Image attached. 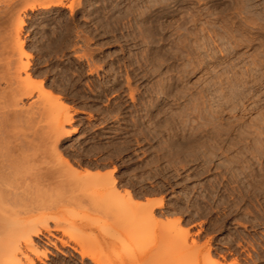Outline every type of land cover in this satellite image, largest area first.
<instances>
[{"label":"rangeland","instance_id":"1","mask_svg":"<svg viewBox=\"0 0 264 264\" xmlns=\"http://www.w3.org/2000/svg\"><path fill=\"white\" fill-rule=\"evenodd\" d=\"M41 82L76 110L71 125L60 105L47 108ZM17 105L34 114L32 132L48 134V144L36 136L24 149L32 166H48V213L29 219L51 230L27 252L35 264H94L113 251L122 264H264V0H0V119ZM59 114L60 131L78 133L58 151L78 169H116L120 191L156 201V222L145 207H107L113 197L98 179L83 178L94 184L84 192L66 174L49 138ZM24 115L0 155L19 142ZM25 166L19 194L36 172ZM73 195L82 207L58 204ZM9 208L0 204V219ZM173 216L189 228L186 244L172 239L182 228Z\"/></svg>","mask_w":264,"mask_h":264},{"label":"bare ground","instance_id":"2","mask_svg":"<svg viewBox=\"0 0 264 264\" xmlns=\"http://www.w3.org/2000/svg\"><path fill=\"white\" fill-rule=\"evenodd\" d=\"M52 5L60 6V7L64 6L63 2L53 3ZM36 6L37 5H32V6H30V9L34 10L36 8ZM39 7L43 8V9H47L49 7V5L48 4L47 5L39 4ZM69 9H70L71 13L74 12L71 7ZM25 25H26L25 20L21 19L18 23V26H17L18 36L23 31V28ZM16 43H17V48H18L19 52L21 54H24L25 53V42L21 41L18 38V41H16ZM20 64H21L20 65L21 67L19 66L20 68L18 69V71L22 70L26 73L28 83L33 82L35 79L33 78L32 74H30L27 71L30 63L20 61ZM40 91L43 94V97L45 99L46 104L47 103H50V104L53 103L55 105H60L63 108V110H64L63 114L64 115L66 114V117H65L66 118V120H65L66 124L65 125L66 126L71 125L73 123V115H74L73 113L76 110L73 113H71V111L74 110V109L72 110V106H70L68 103L63 102L59 95H57L52 90L46 88L44 86L43 82L40 83ZM24 95H26V97H23V98H29V99L32 98L31 92H28V93L26 92ZM18 98H19L18 101H20L22 99L21 97H18ZM16 107H17L16 110H18L23 115H24V113H26L27 116L31 115V114L28 115L26 109H25L26 110V112H25L24 108H19L18 105ZM47 108H48V104H47ZM46 111H48V110H45V112ZM45 112H44V114L47 113V112L46 113ZM20 113H17L16 111L14 113H7L6 115L4 114V116L0 119V139L4 140L6 142L7 140H9V138L12 137V135H14L13 133L15 131L13 132V129L11 131V129H9L10 128L9 126H11L12 123L21 119V117H23L22 114H20ZM37 114H38V112H37ZM33 115L34 114L32 113V115L30 117H28L27 120H25V121H27L25 123L26 124L25 130L27 127L29 133H27V130H26V132H25V130L21 131V134H19L17 136V137H19L21 135L20 136L21 138L20 137L17 138V141H19V142H17L16 146H11L10 148L7 147L6 151L0 155V191L3 192L2 196L0 195V197H2L1 199H3L2 201L0 200L1 201L0 204L3 202L4 204H7L8 206H10V208L8 209L10 211L7 210L8 211L7 213L10 215V217H9V215L4 214V216H7V217H3L0 219V264H35V260L30 258V256L27 254V252H34L35 250H37L39 248L40 245L38 242H36V238H39L40 236L44 235L45 232H47V233L51 232L50 228H48L47 223L44 224L43 225L44 227L41 229L38 227V225H35L34 222L31 224L32 221L31 220L29 221V219H31L33 213L36 211H39V212L41 211V213L43 212L44 214L48 213V197H47L48 196L47 195L48 194L47 193L48 192V166H46L45 165L46 163H44V165H45L44 168H42V167L35 168L34 166H32L33 163H32V160L30 158L32 156L28 157L27 155H25L26 153L24 151L25 146L32 143L34 141V139H36L35 137L36 136L38 137V135H39V134L36 135L37 133L31 131V130H33L31 127L33 126V123L35 122ZM24 117H26V116L24 115ZM59 118H60V114L57 115V117L53 118L52 124H51V132L49 133L50 134L49 138H50V140H52V138L55 137L53 140V143H56V144H54V149L58 153V154H56V156L59 155L61 157V159H62L61 166L64 167L63 169H65V172L67 171L66 174L68 173L71 176H75V178H77V180L79 179L80 182L83 181L82 180L83 178H89V179H91V181L98 179L99 183H100L99 185H100L101 191L109 190L111 192L112 197H113L111 204L107 207H112L111 209L116 208L118 210L145 207L149 210V218L154 219V221L156 222L157 219L153 213L155 202L149 201L146 204H141L140 201L137 202L136 197L134 196V194H132V192L130 190H125V192H121L120 189L118 188L117 179L113 177L116 169H113L112 171H106V172H101L100 170H92L89 168H83V169L79 168L78 169L72 164V162H70L66 157H64L62 153H60V150L58 151L57 143L60 141V139L62 137H70L71 135L78 133V130L76 128H74L72 131H67V132L62 133L61 132L62 126L60 125L61 131H60L59 126H58L60 124ZM35 119H36V117H35ZM41 130H43V129H41ZM42 135H40L41 137L39 136L38 138L43 139L44 143L47 141V144H48V134L46 133V131H45V135H43V136ZM18 139H20V140H18ZM32 158H34V157H32ZM61 159H59V161ZM33 161H35V160H33ZM20 164L22 166H23V164H24V166L26 164H29L30 165L29 168L32 166L33 168H35V171H36L35 173L33 171H31V173L33 172V176L31 175V177H30L31 179H29V181L31 180L30 182H28V183H30V185L27 183V186L28 185L31 186V184L34 183L35 187L32 188L34 185H32L31 187L28 186L27 187L28 189L25 188L26 191L25 192L23 191L24 193H21V194H19L16 191V186H15L16 181H17L16 177L18 176V173H20V171H19L20 167H22ZM32 167H31V169H32ZM23 168L26 170V166ZM21 171L24 172V170H21ZM28 171H29V169L26 170V173ZM26 173H24V175ZM21 176H22V174H21ZM24 177H26V176H24ZM50 177H52V176H50ZM22 182H24V181H22ZM81 183L84 184L85 182L83 181ZM87 183L88 182H86L84 185H82L84 187L81 189L84 192L89 186H91L93 184V183H91L88 186H86ZM17 186H18V183H17ZM19 188H20V186H19ZM4 193H5V195H4ZM75 195L71 196L68 200H64V201H62L63 195H61L62 199L60 198V200L62 202L61 203L59 202L58 204H60L62 206L68 205V204H74L76 206L82 207L81 201H83V199L81 198L82 196L81 197L79 196L81 194H79L77 196H75ZM87 197L91 198L92 196L87 195ZM94 199H95V197L91 198L92 207H94V208L96 207V208L100 209L102 206H104L105 209L107 208L105 206V202H104V205L99 204V203H102L103 200H101V202L99 201L97 203L96 200H98V197H97V199H95V200ZM60 200H58V201H60ZM162 204L163 203L161 200L158 203V206L160 207V206H162ZM1 215H3V214H1ZM21 216H23V218ZM175 221H176L175 222L176 226L181 224V219L178 218V220L176 219ZM183 228H181L180 232L178 233L179 234L178 237H177V235L174 237L172 236V239L176 238L177 241H179L180 243H184V241H185V244H186V241H188L187 238H188V236L190 237V235L188 233V229L185 228L187 230H182ZM69 237H70V239L75 238V236H72V235ZM160 238H161V236H160ZM169 238L170 237H167L166 239H169ZM161 239H163V236ZM164 239H165V237H164ZM62 244H63V246H70L68 242H63ZM197 244H196V242L193 243V245L195 247ZM107 245L108 246L114 245V242L108 241ZM53 246H56V244H53ZM190 248H192V246L185 245L184 249H182L181 252L182 251L184 252L186 250L188 251ZM75 251L78 252V254H80L82 257L86 256V251L82 248L80 251H78L76 249H75ZM118 257H119V254H117L116 251H113L112 258L109 260L108 259L107 260L91 259V260L93 261L94 264H122V260L116 259ZM209 262H210V264H220L214 258L213 259L210 258Z\"/></svg>","mask_w":264,"mask_h":264},{"label":"crops","instance_id":"3","mask_svg":"<svg viewBox=\"0 0 264 264\" xmlns=\"http://www.w3.org/2000/svg\"><path fill=\"white\" fill-rule=\"evenodd\" d=\"M101 172H102V171H101ZM125 190H128V189H125ZM125 190H124V191H121V192H125ZM150 198H151V199H155V198H157V196H152V197H150ZM136 199H137V202L140 201L141 204H144V202H146V198L143 199V200H138V198H136ZM161 200H162V199H161ZM161 200H160V201H161ZM149 201H151V200H148L147 202H149ZM140 202H139V203H140ZM142 202H143V203H142ZM155 202H156V201H155ZM145 204H146V203H145ZM160 207H162V206H160ZM153 213H154V212H153ZM156 213H158V214H162V213H164V211H162V210H160V209H157V210H156ZM154 215H155V214H154ZM155 217H156V216H155ZM158 217H159L161 220H163V221L166 220V219H165L164 217H162V216H158ZM178 218L181 219V224H180V225H181V227H182L183 225H182V218H181V216H178V217L173 216V217H171V219H175V220H176V219L178 220ZM156 219H157V218H156ZM175 220H174V221H175ZM165 223H166V222H163L162 224H165ZM193 226H195V225H190L189 227L193 228ZM183 227H184V226H183ZM183 227H182V228H183ZM185 228H186V227H184L183 229H185ZM187 229L189 230V228H187ZM187 229H185V230H187ZM197 243H198V242H197ZM198 244H199L200 246H202L200 243H198ZM203 245H204V244H203ZM205 245H208V242H206ZM211 256H212V254H211ZM212 258H213V257H212ZM214 259H215V258H214ZM216 260H217V259H216ZM234 263H235V261H234Z\"/></svg>","mask_w":264,"mask_h":264}]
</instances>
